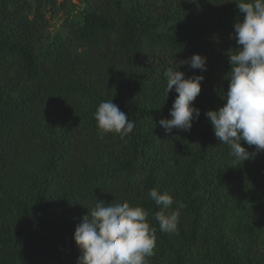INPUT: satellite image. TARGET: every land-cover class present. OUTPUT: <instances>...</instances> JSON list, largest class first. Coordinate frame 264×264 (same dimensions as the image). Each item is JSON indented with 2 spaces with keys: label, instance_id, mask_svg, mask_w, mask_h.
Returning a JSON list of instances; mask_svg holds the SVG:
<instances>
[{
  "label": "trees",
  "instance_id": "trees-1",
  "mask_svg": "<svg viewBox=\"0 0 264 264\" xmlns=\"http://www.w3.org/2000/svg\"><path fill=\"white\" fill-rule=\"evenodd\" d=\"M54 1L0 0V264H77L96 198L149 212L147 264H264V151L235 166L205 115L226 103L234 0H86L49 34ZM194 54L207 71L179 67ZM169 67L204 76L190 132L159 124L178 95ZM112 97L135 122L124 139L93 116ZM153 188L173 197L178 233L160 231Z\"/></svg>",
  "mask_w": 264,
  "mask_h": 264
},
{
  "label": "clouds",
  "instance_id": "clouds-1",
  "mask_svg": "<svg viewBox=\"0 0 264 264\" xmlns=\"http://www.w3.org/2000/svg\"><path fill=\"white\" fill-rule=\"evenodd\" d=\"M195 3L196 0H189ZM243 19L234 24L231 38L239 46L228 55L230 74L226 103L218 110H208L214 135L219 143L229 146L232 163L237 166L264 151V0H234ZM207 71V57L194 54L180 65ZM169 67L166 78V99L174 89L178 94L170 109L171 118L159 121L166 134L173 129L190 132L200 109L193 102L201 92L203 75L185 78V73ZM101 135L115 133L121 139L129 136L134 120L113 103V97L99 103L93 113ZM242 141L255 146L250 152ZM162 210L155 213L160 231L178 233L179 211H167L174 199L167 192L153 188L148 193ZM149 212L129 202L105 203L98 200L76 226L74 241L80 250L77 264H147L156 247V229L148 222Z\"/></svg>",
  "mask_w": 264,
  "mask_h": 264
},
{
  "label": "rangeland",
  "instance_id": "rangeland-1",
  "mask_svg": "<svg viewBox=\"0 0 264 264\" xmlns=\"http://www.w3.org/2000/svg\"><path fill=\"white\" fill-rule=\"evenodd\" d=\"M86 6V0H55L54 4L44 9L43 29L52 34L60 29L66 16H78Z\"/></svg>",
  "mask_w": 264,
  "mask_h": 264
}]
</instances>
